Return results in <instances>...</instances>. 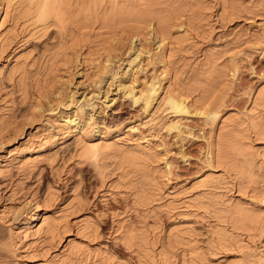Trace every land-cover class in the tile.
Segmentation results:
<instances>
[{
  "label": "rangeland",
  "instance_id": "rangeland-1",
  "mask_svg": "<svg viewBox=\"0 0 264 264\" xmlns=\"http://www.w3.org/2000/svg\"><path fill=\"white\" fill-rule=\"evenodd\" d=\"M7 1L10 0H0L1 18L9 3ZM227 1L237 6L240 2L244 8L250 7L251 13L248 9L247 12L245 9L239 11L238 7L236 13L230 10L225 13L224 0H207L209 8L213 6L212 12H208H211V17L204 22L202 31L192 33L187 28L181 31V36H189L184 50L178 49L177 43H170L165 57H159L158 40L151 31L146 32L140 41L135 39L138 42L134 43L132 50L126 44L117 47L118 58H114L112 67L118 71L120 79H112L109 74L103 76L105 54L95 45L91 49L84 48L78 58L71 57V62L68 59L65 63L58 62V68L52 71L53 55L62 46L58 29L54 26L33 29L26 21L19 20L18 0L10 1L11 8L1 34L11 31L14 36L0 47V216L7 214L4 221L0 219V264H91V260L85 261L77 254L68 255V250L74 246L99 257L102 253L103 256L108 254L110 261L107 264H142V255L137 248L131 251L115 241L118 221L137 233H149L151 248L158 253L162 251L172 261L171 264L190 263L193 247L203 252L206 258L209 256L208 264H233L239 260L240 264H250L252 253L255 255L264 250V235L252 239L244 237L247 248L238 246L240 249L218 250L215 254V250H211L214 228L222 226L217 225L213 213L209 215L195 207L188 209L183 202L188 199L207 202L215 195L219 202L227 203L231 198L244 197L241 196L244 192H238L234 175H229L226 168L215 165L211 169L209 166L207 151L208 139L214 129L212 122L196 115L193 108L190 109L192 113H171L162 100L167 91L164 89L170 85L173 88L172 85L177 87L178 81L192 82L200 78L199 69L205 68L203 64L214 53L220 54V67L228 65L232 57L239 67L221 119H230V123L238 118L245 119V114L254 108V97L264 87V46L259 39L264 34V0ZM257 40L261 46L256 44ZM135 49H144L148 53L142 56L139 68L138 61L131 67L134 70L124 76L130 68L128 63L133 59ZM167 53L171 54L169 59ZM17 59L26 62L24 69L15 74L12 70ZM100 78L102 83L98 81ZM120 84L132 88L136 95L152 84L161 85L163 91L146 109L142 103L135 104L128 96V90L124 91ZM46 85L52 87L51 94ZM90 105L95 106L93 111ZM254 109L252 114L255 116L264 114L262 108ZM90 114L103 130L115 132L110 141L119 139L117 146L136 148L139 144L137 150L146 149L152 155L156 154L158 162L154 158L155 166L152 164L151 167L154 172H159L160 177L163 175L164 178L158 177L160 182H170L166 188L160 184L164 190L159 202L138 204V197L152 183L147 186L140 175L132 174L127 177L131 182L124 181L130 183L119 184L122 181L121 170L116 158L104 162L108 177L106 185H103L90 162L75 156L76 130L72 128L71 121L78 115L88 118ZM172 126L180 128L172 130ZM40 140L46 143L45 149L31 152L32 145ZM93 142L98 143L99 140L95 137ZM253 145L262 154L258 164L264 166V140H256ZM26 146L28 151H24ZM19 156L21 160L16 159ZM167 164H171V169H167ZM209 176L220 180V184L213 189L191 187ZM182 185L188 188L186 195H181L182 191L177 189ZM152 187L149 189L151 192ZM263 187L261 184L254 194L249 190L247 196L255 195L261 200ZM174 199L177 208L168 209L166 205ZM255 205L258 209L261 207L264 214L263 203ZM34 212L65 220L61 222V229L56 230L58 232H42L35 238L29 252L21 247L13 252L9 248L12 243L10 230L24 227L25 220ZM87 220L96 226L94 231L84 229ZM172 232H188L189 236L185 234L184 242L180 239L184 244L179 241L173 243V240L171 244L168 238ZM16 242L19 247L18 239ZM153 244L157 247H152ZM185 260L189 262L185 263Z\"/></svg>",
  "mask_w": 264,
  "mask_h": 264
},
{
  "label": "bare ground",
  "instance_id": "bare-ground-1",
  "mask_svg": "<svg viewBox=\"0 0 264 264\" xmlns=\"http://www.w3.org/2000/svg\"><path fill=\"white\" fill-rule=\"evenodd\" d=\"M10 1L7 2L11 3ZM208 2L207 0H18L19 9L17 11V16L19 20L26 21L29 26L33 27V29H36L39 26H42L45 29L54 26L58 29L62 37V46L60 51L53 55L54 61L50 67L52 71L55 70V67L58 68V62L64 61L65 63L67 62V59L69 60L71 57L78 58L84 48L91 49L92 46L95 45L100 47V49H103L105 54L104 65L102 67L103 76L109 74L112 79H116L117 77L120 79V74L118 71L115 72L112 67L114 58H118L117 47H124L126 44L129 49L132 50L134 48V43L138 42L137 40L139 39L141 40L146 32L151 31L158 40L157 50L159 51V57H165L168 47L167 45H170V43H177L179 46L178 49L184 50V44L188 41L189 36L187 34L181 36V31H184V28H187L189 32L193 33L195 31L196 33V31L205 26L204 22L211 17V7H213L211 6L209 8L210 3L207 4ZM227 2V0H224L222 5L225 13L229 10L236 13L238 8L239 11L241 9H245L244 11L246 12L248 10L249 12L251 11L250 7L245 6L244 8L242 4H239L240 2L238 3L239 6L235 3L228 4ZM9 3L6 9H3L4 16L2 18V8H0V47L2 46V43L5 46L10 41L11 37L14 36V33L11 34V31L7 32L5 35L1 34L7 20L6 18L9 15V9L11 8ZM209 11L211 12L208 13ZM176 33L178 35L174 37V34ZM135 39H137L136 42ZM173 39L174 41L172 42ZM259 39L264 46V34ZM258 41L259 40H257L256 44L261 46V43ZM146 53L148 52L144 49H139V51L135 49V55H132L134 57L130 63H128L130 68L123 75L125 76L129 71H133L134 69L131 67L138 61L139 64L137 67L139 68L142 56ZM167 55H169V57ZM167 55L166 56L169 59L171 54L167 53ZM218 56L220 57V54L214 55V53H211V56H208L209 58L204 64L201 62L205 68L200 67L201 69L198 68L200 71H198V69L195 70V72L198 71L200 73H198V76L200 75L202 77H200L201 79L198 78L192 82L190 80H188V82L177 80L179 83H176V89H174V85H172L173 88H171V85L170 87L168 86V89L165 88L164 90L167 91L164 92L165 94L162 99L167 110L171 111V113H192L193 111L190 112V109L193 108L196 115L203 116L207 121L210 120L212 122L214 129L208 139L207 151L209 166L211 169H213L215 165L226 168V172L229 175H234L232 177L236 180L235 182L238 186H236L237 190L239 189L238 192H244V194H241V196L244 195V197L242 196L239 199L231 198L227 203L223 201L219 202V198L214 197L215 195H212V199H208L207 202L198 199H188L183 202L188 209H190V207H195L198 210H205L206 214L208 213L210 215L213 213L212 217L214 216L216 218L217 225L219 224L222 226L218 228L216 225L215 227H217V229L214 228L215 230L212 233L213 239L211 240L212 242L210 241L211 247H209L211 250H215L213 251L214 254L218 250L232 251L234 247L237 248L238 246L242 247V249L245 247L247 248L248 245H245L244 237L252 239L257 235H264L263 209L261 207L258 209V207H256L257 205H255L257 203L258 205L262 203L264 205V194H261V200L258 199L260 197H257V200L254 197L255 195H251V197L247 196L250 191L253 194L258 192L261 184L264 186V166H262V164L259 165L257 161L259 157L261 158L262 154L260 155L258 149L253 145L256 140H264V114L262 112V115L258 116L252 114V109L254 108H258L256 110H259L260 108L264 110V87H261L262 89L260 88V91H257L258 93H256L252 102L254 108H252L249 113L245 114V119L238 118L234 121L232 120V123H230V119H227V121L226 119H221V113L224 109L226 98L232 88L231 86L236 78L239 67L236 65L234 57H232L228 65L225 64L226 66L220 67L219 63L222 59ZM27 58L24 59L27 60ZM25 62L21 59L15 60V65L13 66L12 71L16 74V72L18 73V71L24 69L23 65H25ZM102 78L98 80L100 83H102ZM48 85L46 86L48 87ZM49 87L48 93L51 94L52 91L50 90L52 87ZM120 87L124 91L128 90V96L132 98L135 104L142 103L146 109L151 107V105L157 101L163 91L161 85L152 84L148 89L140 91L139 95H136L132 88L128 89V87L123 84H120ZM67 107L68 106H66V108ZM90 107L91 111H93L95 106L90 105ZM80 111L83 112V108H81ZM79 115L76 119L71 121L72 128H75L76 130L75 135L77 142L75 156L79 158V160L90 162V165L93 166L99 174L103 185H106L108 177L103 167L104 162L107 159L116 158V163L119 166V170H121L120 180L122 181H120L121 183L119 182V184H122L125 180L130 181L127 177L134 174V176L140 175L146 183L145 185L151 183V185H153V192L150 191L151 185L149 188L147 187L148 190L150 189L149 192L147 193L146 191L148 190H144L143 195L139 196L137 199L138 204L141 203V205H143L147 202V204L150 205L157 201L159 202L163 197L164 190L161 187L166 188L170 182L166 183L168 180H166L164 184L163 182H160L161 180L158 178L160 177L159 172H157V170L154 172V168L151 167L153 162L155 163V160L158 159V157L156 158V154H153V156L150 151L148 152L146 149L137 150V148L140 147L139 144H137L136 148L117 146L119 139L118 141H110L115 137V132L112 133L109 129L103 130L104 128H101V126L94 121L92 114H90L88 118L84 116L79 117ZM170 128L172 130H179L180 127L172 126ZM95 137L99 140L98 143L93 142ZM45 144V142L43 143L42 140H40L32 145L30 151L34 153L42 151L45 149ZM25 150H29H27V146L24 151ZM262 158H264V155ZM16 159L21 160V156L16 157ZM166 167L167 169H171V164H167ZM257 168L259 171H257ZM154 173L158 174L156 175L157 177L154 176ZM168 174L169 173H167V175ZM161 178H164L163 175L160 179ZM129 181L127 182L130 183L131 181ZM160 184H163L164 186L162 185L159 187ZM219 184L220 180L216 179L214 176H209L196 181L191 187L213 189ZM110 187H112V185H110ZM175 187L176 186H174V188ZM177 189L182 191L181 195L184 193L185 195L187 194L188 188H186V185H182ZM262 193H264V191H262ZM175 201L176 199L167 204V208L171 210L176 209ZM6 218V213H3L2 216H0V219L3 221ZM62 220L63 219L59 217H47L46 215H39L37 212H34L25 220L24 227H18V230H14L13 228L10 230L12 243L9 248H12L13 252L18 251L20 247L22 249H27L25 251H28L30 246L34 244V239L42 232H58L56 230L61 229ZM116 224L117 229L114 236L115 241L121 242L131 251L137 248L138 252L142 255V264H171L170 262L172 261H170L162 251H159L160 253H158L154 248H151L152 241L150 242L149 233L147 234V232L143 231L137 233L135 229L126 227L122 221H118ZM95 227L94 223L92 224V222L87 220L84 229H92L94 231L96 229ZM93 231L89 232L95 234ZM187 233L182 234L181 232H176L173 234L172 232V234H169L170 238L168 239L170 240L168 242H172L173 240V243L175 241L182 243L180 242V239L183 241L186 236L185 234ZM16 239H18L19 247ZM151 240H153V238ZM155 240L157 242V239ZM154 242L155 241H153V243ZM154 246L157 247L153 244L152 247ZM194 248L195 247L192 248V253L189 250L191 255H193L190 256V263L208 264L209 262L207 263L206 260H209V256L207 259L203 252ZM68 251V255L77 254V256L84 257L85 261L86 259L91 260V264H107L110 261V258L106 253V256L105 254L103 256L102 253L100 258L97 254L93 255L91 251L82 250L75 246L71 247ZM209 251L210 250H208V254H210ZM211 255L212 254H210V256ZM187 262L189 261H186L185 263ZM235 262L236 264L238 262L240 264L241 261L239 260ZM235 262H233V264H235ZM249 263L264 264V250H260V252L255 255L252 253V258L250 257Z\"/></svg>",
  "mask_w": 264,
  "mask_h": 264
}]
</instances>
